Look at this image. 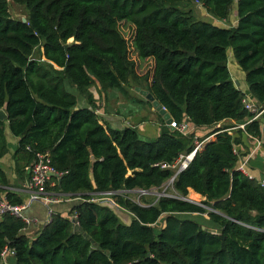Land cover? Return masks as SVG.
<instances>
[{
  "label": "trees",
  "instance_id": "16d2710c",
  "mask_svg": "<svg viewBox=\"0 0 264 264\" xmlns=\"http://www.w3.org/2000/svg\"><path fill=\"white\" fill-rule=\"evenodd\" d=\"M13 1L27 13L24 21L13 18L7 0H0V156L7 127L17 137L12 159L21 179L34 154L47 152L59 175H49L44 189L80 193V199L65 214L52 211L32 237L21 232L22 218L1 214L0 251L11 248L14 264H264V186L235 168L241 128L215 126L228 118L250 135L261 133L226 61L229 51L248 93L264 105V0ZM192 1L222 20L233 5L235 21L219 26L197 18L182 6ZM122 20L133 25L132 46L150 71L136 72L118 28ZM129 79H140L174 121L209 129L183 134L161 115L150 139L139 138L132 126H108L88 88L95 82L100 92L115 88L129 98ZM65 83L84 90L88 105H78ZM196 144L172 186L181 196L192 189L202 196L198 202L160 195L144 205L121 192L158 186L172 175L162 164ZM8 185L0 168V191L21 203ZM103 194L130 212L128 222L93 200ZM203 212L212 229L184 215Z\"/></svg>",
  "mask_w": 264,
  "mask_h": 264
},
{
  "label": "crops",
  "instance_id": "0c3cea01",
  "mask_svg": "<svg viewBox=\"0 0 264 264\" xmlns=\"http://www.w3.org/2000/svg\"><path fill=\"white\" fill-rule=\"evenodd\" d=\"M232 19L234 23L235 17L233 16ZM231 59L234 60L232 57ZM234 68L235 72L239 75L240 69L235 66ZM239 87L246 88L244 90L247 91L245 83H243V86ZM114 90L115 88H108L106 91L100 92L98 85L95 92L88 88L93 101V109L100 119L112 128H121L125 125L132 126L142 139L155 137L159 130L158 115L160 114L154 109L153 105L151 103H146L145 98L142 97L141 94L135 96L127 89L130 97L126 99L121 92H118L119 90ZM134 101L136 105H132L133 103L131 102ZM78 105H88V103L83 99V102ZM262 117L263 116H259L257 118L261 122V133L259 136L250 135L244 132V129H242L239 124L237 125V127L241 128L243 133L241 136V143L236 146L239 148L238 150L242 157H247V170L256 180L261 178L264 179V122L261 120ZM225 120L229 119L225 118L221 121ZM184 121L187 123L189 131L192 130L196 136L203 135L209 129V127L207 128L206 126H193L191 122L186 119ZM231 128H234V126ZM3 134L6 142V151L0 156V168L5 172L9 184L6 188L15 191L22 202H27L24 208V214L30 217L31 220L25 225L21 232L27 237H32L44 223L46 207H50L52 211L65 214L70 206L80 199V193H76L74 196L58 193V199L48 204L44 203L41 199L29 198L30 191L24 186L26 178L21 179L14 171L12 153L17 143V137L12 135L7 127H4ZM18 164L21 165V162L19 161ZM25 168L26 172H28L27 166H25ZM0 194H3V191H0Z\"/></svg>",
  "mask_w": 264,
  "mask_h": 264
},
{
  "label": "rangeland",
  "instance_id": "374dc122",
  "mask_svg": "<svg viewBox=\"0 0 264 264\" xmlns=\"http://www.w3.org/2000/svg\"><path fill=\"white\" fill-rule=\"evenodd\" d=\"M186 5L190 8V12L192 11L191 13L194 14L195 17L206 20L208 22H211V23L219 25V26H228V25L232 24L233 23L232 18H233V16L235 17L233 5L230 6L227 18L224 20L218 19V18L210 15L209 13L205 12V10L203 8H200L201 6L199 5V3L195 2V1L182 4V6H186ZM7 8H8V12H9L10 16H12L13 18H18V19L24 18V20H25L27 10L25 9V7L22 4L17 3L13 0H7ZM118 28H119L120 32L122 33V35L127 39L128 43H129V57L134 59V61H135L136 72L140 73L141 71H143V69H145V71H147V72L150 71V63L145 62L143 60H140V58L137 57L135 49L132 46L131 37H132V33H133V25L131 23H129L128 21L122 20V21H120ZM33 56H37V49L34 50ZM231 57L232 56H231L230 52L228 51L226 64H227V67H228V70L230 73V78L235 83V85H237V87L240 90L246 91V90H244L246 88L239 87V86H243V83H245V82H244V79L242 78V73H241L242 71L240 70L239 75L235 72L234 66L238 69H240V68L237 66L236 62L231 59ZM143 84L144 83L140 79L139 80L129 79L128 85H126L125 87L128 89V91L130 93L137 96V95H139V93L135 89V86L144 87ZM65 86L69 91H71L76 96L77 104H81L83 102V99H84V95H83L84 90L78 91L72 85H69L68 83H65ZM96 88H97V84L95 82L91 85V87H89V89H91L94 92L96 91ZM114 91H118V90L115 89ZM118 92H120V91H118ZM131 103H133L132 105H136L135 101L131 102ZM156 114H157V112H156ZM232 123L233 122H231V120L229 119V120L217 122L216 124L217 125L229 124L231 127L238 125V124L231 125ZM240 125H241V127H243L242 124H240ZM230 129L232 132H234L236 130L234 128H230ZM189 132H192L194 134V132L192 130L188 131L187 133H189ZM144 139H146V138H144ZM147 139H150V138H147ZM236 145H234V146H235V150H236V154H237V159H242L243 157L239 153V150H238L239 148ZM173 163H174V166L172 167V174L178 168L179 161L175 160ZM246 166H247V162H246ZM247 168H248V166H247ZM172 178L173 177L170 176L167 179H165L158 186H151L149 189H146V190L140 189V188H134L132 190H124L121 192L125 193L126 197H129L132 200H134L140 204H144V205L147 203L154 202L160 195H170V196L174 195L177 197H183L173 188ZM191 190L192 189L188 188L184 197H187V198L194 200L196 202H198L200 199H202L201 195L192 193ZM95 200L99 201L100 203L108 205L113 211H115V213L117 214V216L121 222L126 223V222H128L129 218L131 217L130 212H128L126 209L122 208L121 206L119 207V205H117L113 201V197L108 195V194L100 195ZM208 207H209L208 205H205L206 209H209ZM184 215H186L192 219H195L196 221L201 223L202 226H204V227L206 226L209 229H212V227H210L207 224V222L205 221V219H206L205 212H203V213H187ZM162 222H163V214H161L159 216V218L157 219V221L153 224L154 228H158L162 224Z\"/></svg>",
  "mask_w": 264,
  "mask_h": 264
},
{
  "label": "built area",
  "instance_id": "2783aa9c",
  "mask_svg": "<svg viewBox=\"0 0 264 264\" xmlns=\"http://www.w3.org/2000/svg\"><path fill=\"white\" fill-rule=\"evenodd\" d=\"M241 102L243 107L252 113L251 116L252 119L264 115V105H260L256 103L247 91H242ZM167 127L171 129L175 128L177 131L183 134L189 131V127L184 120H182L181 122H176L171 118V120L167 124ZM234 127H237V125ZM196 146L197 144L189 152L180 154L178 156V158L176 159L177 161H179L178 167L183 168L186 165V163L192 157ZM233 151L236 153L235 146H233ZM246 159L247 157H244L242 159H237L235 168L244 175H246L247 177L254 178L253 175H251L247 170ZM162 166H170L172 168L174 166V163H172L171 165L162 164ZM27 168H28V177L24 182V186L30 191L29 198L41 199L46 204L56 201L58 199V195L55 194L54 192L49 193L44 189L45 183L49 181V175H55V176L59 175V172L56 171L48 163L47 152L45 153L36 152L34 154L33 159L28 164ZM257 182L260 185L264 186V179L262 178L257 179ZM49 184H52V182H49ZM95 199L96 198H93V200ZM26 204L27 202L11 203L3 196V194H0V215L9 212L13 215L22 218L27 224L30 222L31 218L24 214V208ZM45 210H46L45 211L46 216L44 222L48 220L49 215L52 212V209L50 207H46ZM69 217L72 219V222L75 224L76 223V221L74 220L75 213L74 212L70 213ZM0 264H14V252L11 248H8L7 246L2 247L0 251Z\"/></svg>",
  "mask_w": 264,
  "mask_h": 264
},
{
  "label": "water",
  "instance_id": "95a60500",
  "mask_svg": "<svg viewBox=\"0 0 264 264\" xmlns=\"http://www.w3.org/2000/svg\"><path fill=\"white\" fill-rule=\"evenodd\" d=\"M21 20L24 21V18H21ZM135 89L138 91L139 94H141L146 100H148L153 105L154 109L161 115L165 124L167 125L168 122L171 120V117L169 116L168 112L165 111L164 107L156 99H154L152 94L148 92L145 88L143 89L138 86H135ZM4 117L5 111L3 108H0V120H2ZM261 120L264 122V117H262ZM181 169V167H178L175 172L171 175V177H174L175 174ZM182 198L196 202L184 196Z\"/></svg>",
  "mask_w": 264,
  "mask_h": 264
}]
</instances>
